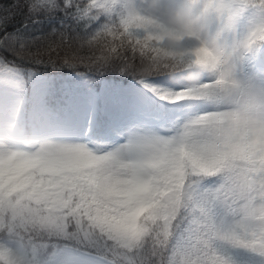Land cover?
Listing matches in <instances>:
<instances>
[{
  "label": "snow or ice",
  "instance_id": "6c2138e0",
  "mask_svg": "<svg viewBox=\"0 0 264 264\" xmlns=\"http://www.w3.org/2000/svg\"><path fill=\"white\" fill-rule=\"evenodd\" d=\"M139 4H0V89L37 66L71 71L36 102L44 141L27 150L0 143V264H63L52 240L74 247L71 264H236L233 250L264 264V149L249 154L218 124L225 55L235 75L264 88V66L252 60L264 48V0L201 5L217 18L210 39L225 55L207 65L218 75L189 99L181 98L187 73L148 64ZM252 9L261 20L240 36L238 21ZM18 15L61 22L30 36L26 23L15 26ZM181 103L192 114H170L168 105Z\"/></svg>",
  "mask_w": 264,
  "mask_h": 264
},
{
  "label": "rangeland",
  "instance_id": "374dc122",
  "mask_svg": "<svg viewBox=\"0 0 264 264\" xmlns=\"http://www.w3.org/2000/svg\"><path fill=\"white\" fill-rule=\"evenodd\" d=\"M206 0H140L138 18L147 19L151 23H162L168 32H176L189 43V52L200 64V71H190L183 78L186 85L184 94L190 91L202 90L206 85L202 83L205 76H217L218 72L207 65L211 64L217 56L225 55V49L218 40L210 39V32L217 24V18L213 11L201 8ZM187 16L186 22L178 23L182 17ZM261 20L256 10L248 13L245 19L238 21L240 36L246 35ZM264 66V60L262 65ZM224 72L228 80L224 84V104L221 107V116L218 121L223 132L231 137H238L247 143L246 151L249 154L264 149V88L254 81L243 76L235 75V66L231 64L230 57L225 55ZM218 83H222L218 81ZM48 82H41L33 92V99L38 98L46 92ZM66 84V82H65ZM162 86V85H161ZM25 89L23 80L18 76L11 81V87L0 89V143H11L14 148L27 150V146L37 142H43L45 134H39L30 144L10 137L5 128L11 127L15 118L24 105ZM183 94V95H184ZM185 115L192 114L188 109ZM177 113V112H176ZM104 143V141H100ZM94 151L95 149L92 148ZM103 154V153H97ZM129 231H136L133 223ZM17 244L16 242H12ZM63 264H71L74 250L60 251ZM236 264H259V261L240 250H233Z\"/></svg>",
  "mask_w": 264,
  "mask_h": 264
},
{
  "label": "trees",
  "instance_id": "16d2710c",
  "mask_svg": "<svg viewBox=\"0 0 264 264\" xmlns=\"http://www.w3.org/2000/svg\"><path fill=\"white\" fill-rule=\"evenodd\" d=\"M11 3L12 0H0V4ZM252 10L243 14L239 20L245 19L248 13ZM60 22L61 19L58 16H44L41 18V22L37 24L33 23L31 17L18 15L14 23L18 28L22 24L26 23L27 27L23 28L22 31L27 35L35 36L49 32L51 29L56 28ZM137 22L138 27L148 33L150 37V39L145 42V57L148 64L152 66L153 71L168 73L175 76L176 74L190 70H201L200 64L195 59L191 63H188L192 56L189 52V43L187 39L183 38L176 32H168L165 25L160 22L151 23L144 18H138ZM252 55L257 61V66H261L264 60V48H260ZM24 67L29 68L30 66L24 65ZM19 77L23 80L26 92L24 105L19 114L15 118H12L11 122H13V124L11 127H6L5 131L8 136L19 139L26 144H30L39 134H42V132L37 129L33 119L37 102V100L33 99V92L35 91V88H37L41 82L49 83L47 89L61 87L65 84V82L67 83L70 80L71 71L67 68L37 66L32 70V72ZM252 83L253 81L250 80L249 85ZM199 92L200 90L190 91L182 95L181 98L189 99L192 96L199 94ZM159 103L163 104L165 102L159 101ZM168 109L170 114L186 110L182 103L177 105H168ZM22 190L23 189H17V191ZM15 194V192L12 193V195ZM147 211L148 210L145 209L140 213V215L143 216ZM14 242L17 244L19 243L18 241ZM50 243L53 245L59 244V251H63L65 249L75 250L73 246L65 247L64 241L52 240ZM49 251H51V249H49ZM41 256H44V250H41Z\"/></svg>",
  "mask_w": 264,
  "mask_h": 264
},
{
  "label": "clouds",
  "instance_id": "9594fccd",
  "mask_svg": "<svg viewBox=\"0 0 264 264\" xmlns=\"http://www.w3.org/2000/svg\"><path fill=\"white\" fill-rule=\"evenodd\" d=\"M187 19H188V17H187V16H185V17H182V18H181V20H180V21H178V23H183V22H186V21H187Z\"/></svg>",
  "mask_w": 264,
  "mask_h": 264
}]
</instances>
